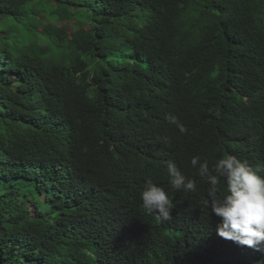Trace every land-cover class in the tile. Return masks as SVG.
<instances>
[{
	"label": "trees",
	"instance_id": "16d2710c",
	"mask_svg": "<svg viewBox=\"0 0 264 264\" xmlns=\"http://www.w3.org/2000/svg\"><path fill=\"white\" fill-rule=\"evenodd\" d=\"M229 154L264 166V0H0V264H264L201 206Z\"/></svg>",
	"mask_w": 264,
	"mask_h": 264
},
{
	"label": "clouds",
	"instance_id": "9594fccd",
	"mask_svg": "<svg viewBox=\"0 0 264 264\" xmlns=\"http://www.w3.org/2000/svg\"><path fill=\"white\" fill-rule=\"evenodd\" d=\"M166 119L181 134L188 132L177 116L169 114ZM190 164L197 170L199 181L208 185L201 206L219 218L215 224L216 234L238 247L264 250V166H254L231 154L218 158L211 165L208 159L195 155ZM167 174L172 189L197 192L199 181L186 176L175 163H168ZM141 199L146 212L156 220L171 219L174 205L162 186L147 180Z\"/></svg>",
	"mask_w": 264,
	"mask_h": 264
}]
</instances>
